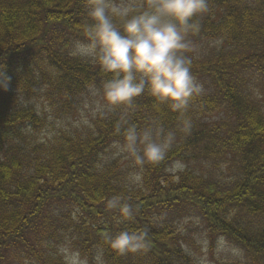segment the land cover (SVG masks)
Masks as SVG:
<instances>
[{
  "label": "trees",
  "instance_id": "obj_1",
  "mask_svg": "<svg viewBox=\"0 0 264 264\" xmlns=\"http://www.w3.org/2000/svg\"><path fill=\"white\" fill-rule=\"evenodd\" d=\"M85 12L86 0H0V67L11 78L0 91V264H68L62 247L88 264L97 256L103 264H197L184 248V220L198 222L210 254L222 239L241 254L231 264H264V0H209L190 37L204 87L187 113L191 133L178 132L136 186L123 164L103 156L125 121L177 127L176 114L156 112L147 94L133 110L99 113L83 132L34 137L47 119L32 101L64 119L106 79L69 55L83 40ZM177 163L183 168L173 171ZM117 194L138 209L121 225L107 208ZM125 227L148 230V251L118 256L103 243L105 232Z\"/></svg>",
  "mask_w": 264,
  "mask_h": 264
},
{
  "label": "clouds",
  "instance_id": "obj_2",
  "mask_svg": "<svg viewBox=\"0 0 264 264\" xmlns=\"http://www.w3.org/2000/svg\"><path fill=\"white\" fill-rule=\"evenodd\" d=\"M208 12L209 0H86L85 18L79 25L83 40L74 43L69 55L91 61L106 77L99 88H90L91 95L98 97L96 111L103 115L133 110L136 99L147 94L156 112L167 110L178 121L170 130L158 120L143 129L127 121L126 127L117 125L121 139L113 143V155L131 162L136 169L131 174L134 182L141 181L146 167L166 159L178 132L191 133L193 123L187 113L204 87L193 72L196 49L190 37L200 33V20ZM10 79L0 67V91L8 90ZM107 208L118 213L116 225L131 221L138 210L122 194L108 199ZM102 239L118 256L150 247L149 232L143 228L105 232ZM70 264H88V260L74 252Z\"/></svg>",
  "mask_w": 264,
  "mask_h": 264
},
{
  "label": "rangeland",
  "instance_id": "obj_3",
  "mask_svg": "<svg viewBox=\"0 0 264 264\" xmlns=\"http://www.w3.org/2000/svg\"><path fill=\"white\" fill-rule=\"evenodd\" d=\"M97 99L98 97L92 96L89 91L83 96V100L76 112H74L70 117L68 116L64 119H56L52 110L48 106V103L41 104L40 101H32L31 104L35 107L37 112L40 115L45 116L47 119V126L34 137L37 139H50L57 135L60 131H66L71 134L83 132L87 127H89L91 120L99 114L95 109ZM216 119H218L217 116H212L206 120ZM113 152L114 149L111 147L103 156V159L106 162L116 160L123 164L127 171V179L130 185L136 186L138 182H134L131 175L136 171V169L132 166L129 160H126L122 155L114 156ZM179 168L182 169L183 167ZM179 168L176 165L173 168V171ZM223 176L229 178L231 174L230 172H225ZM179 228L181 229V232L188 237V243L184 246V248L197 264H231L242 259L239 250L234 246L229 245L222 239L218 241L215 250L212 254H210L204 234L201 232L197 221L184 220L180 223ZM61 251L66 262L70 264V258L74 252L68 247H62ZM97 257L95 259V264H103L101 258L99 257V259H97Z\"/></svg>",
  "mask_w": 264,
  "mask_h": 264
}]
</instances>
